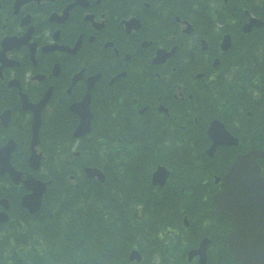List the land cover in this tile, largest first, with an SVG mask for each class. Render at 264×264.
<instances>
[{
  "label": "flooded vegetation",
  "instance_id": "obj_1",
  "mask_svg": "<svg viewBox=\"0 0 264 264\" xmlns=\"http://www.w3.org/2000/svg\"><path fill=\"white\" fill-rule=\"evenodd\" d=\"M16 2L0 0V52L6 38L18 41L5 54L13 66L0 58V148L16 144L11 160L20 170L30 171L25 163L33 118L22 109L21 94L35 103L53 87L49 113L81 101L89 79L91 110L102 112L108 135L117 132L103 139L105 159L141 166L155 154L127 145L147 140L161 145L167 157L176 152L194 165L207 161L200 165V187L219 192L240 155L256 145L264 149V0ZM6 111L10 117L4 121ZM214 120L234 143L210 157L208 128ZM110 143L119 149L109 153ZM258 164L264 171V158ZM179 175L181 182L170 169L163 187L173 182L186 192L187 175Z\"/></svg>",
  "mask_w": 264,
  "mask_h": 264
},
{
  "label": "trees",
  "instance_id": "obj_2",
  "mask_svg": "<svg viewBox=\"0 0 264 264\" xmlns=\"http://www.w3.org/2000/svg\"><path fill=\"white\" fill-rule=\"evenodd\" d=\"M51 131L60 132L56 127ZM104 131L103 124L93 127L87 138L92 141L81 145L83 155L75 166L62 158L64 146L60 154L58 144L48 145L50 156L44 166L52 184L36 214L20 207L24 188L14 187L11 221L0 224V264H189L186 253L203 235L212 238L207 264H239L225 245V233L233 226L223 216L210 217L212 192L200 187L204 178L200 165L207 161L194 165L182 153L165 156L161 148L151 163L141 166L106 160V145L95 143L108 136ZM145 147H150L145 152L153 148ZM162 158L170 159L167 164L175 181L181 182L180 172L187 175L185 193L177 183L150 184L149 167ZM86 165H99L107 180L88 179L83 170ZM184 213L190 219L189 228L184 227ZM133 248L143 254L142 262L129 260Z\"/></svg>",
  "mask_w": 264,
  "mask_h": 264
},
{
  "label": "water",
  "instance_id": "obj_3",
  "mask_svg": "<svg viewBox=\"0 0 264 264\" xmlns=\"http://www.w3.org/2000/svg\"><path fill=\"white\" fill-rule=\"evenodd\" d=\"M84 104L85 111L78 110L82 117V123L75 134L76 136L89 131L91 115L86 100ZM40 123V116L35 117L33 123V148L39 141L38 130ZM210 134L214 139V144L209 151L210 154L213 153L217 146L228 143L225 141L224 136L216 138V127L214 125L210 129ZM14 147L13 144H9L0 151V167L2 163L8 161L9 153L14 150ZM262 156V151L254 150L240 157L225 176L226 189L214 196L216 207L211 214L212 216L224 215L235 226L234 231L226 235V245L241 264H264V178L260 175V168L256 164V159ZM38 157L35 150H33L30 158L31 167H39L40 161ZM9 170L13 179L18 182L21 173L13 169ZM86 172L90 178L98 177L100 180H104L103 174L97 169H87ZM167 175L168 172L165 168L160 167L155 173L154 183L163 186ZM25 184L32 193L23 197L22 206L27 208L31 214H34L41 207L42 197L49 182L37 181L31 175H27ZM0 203L5 208L9 207L6 200ZM0 221H8V215L1 212ZM209 243L210 240L204 238L200 242L198 249L189 252L188 260L191 261L194 257L199 256V264H206ZM134 259L141 260V255L137 251H133L131 254V260Z\"/></svg>",
  "mask_w": 264,
  "mask_h": 264
}]
</instances>
